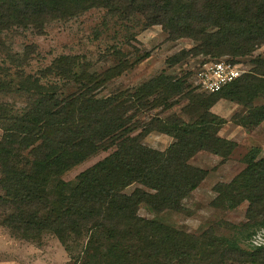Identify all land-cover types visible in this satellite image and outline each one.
<instances>
[{
    "label": "trees",
    "instance_id": "obj_1",
    "mask_svg": "<svg viewBox=\"0 0 264 264\" xmlns=\"http://www.w3.org/2000/svg\"><path fill=\"white\" fill-rule=\"evenodd\" d=\"M94 9L132 26L160 25L170 40H192L195 47L172 57L170 66L192 52L244 58L264 45V0H0V34L41 31ZM139 61L120 58L115 66L91 72L86 58L63 56L33 75L18 70L16 83L4 84H16L17 98L16 105L0 103L4 225L32 242L52 234L68 252L87 241L83 257H74L82 264H194L205 249L215 256L213 264H264L263 245L250 252L237 240L215 237L208 244L139 214L142 207L156 216L184 213V200L208 175L190 160L202 151L222 162L232 156L238 143L219 136L227 121L211 112L218 100L245 107L246 115L234 118L243 128L264 121V102L257 104L264 99V56L214 94L192 84L205 95L193 94L183 78L161 74L137 89L100 96ZM71 86L77 89L65 95ZM178 96L189 100L182 108L188 121L176 113L162 117L178 105ZM147 114L152 116L143 120ZM152 132L174 142L166 151L150 148L142 139ZM110 150L74 181L63 180L76 166ZM258 151L244 158L245 169L230 183L216 187L212 202L227 209L247 202L249 227L264 224V157ZM133 185L138 187L126 193Z\"/></svg>",
    "mask_w": 264,
    "mask_h": 264
},
{
    "label": "rangeland",
    "instance_id": "obj_2",
    "mask_svg": "<svg viewBox=\"0 0 264 264\" xmlns=\"http://www.w3.org/2000/svg\"><path fill=\"white\" fill-rule=\"evenodd\" d=\"M194 47L195 43L187 38L170 40L160 25L132 26L98 9L67 21L52 22L41 31L6 32L0 34V103L16 105V84L4 85L10 81L16 83V71L22 69L26 75H33L63 56L86 58L91 65V72H102L115 66L120 58L140 60L134 69L107 85L100 95L103 97L124 89H137L161 74L183 78L189 85L191 84L187 91L205 95L192 89L196 70L202 61H234L241 64L248 73L255 67L253 61L264 56L263 45L250 57L235 58L192 52L181 63L169 65L172 57L180 51H190ZM119 51L123 57L118 54ZM76 89L77 87L71 86L64 94L68 95ZM263 102L264 99H259L257 104ZM187 104L189 100L178 96V105L162 117L166 118L176 113L188 121L189 118L182 114V108ZM211 112L227 121L221 129V134L238 143L232 156L227 162H222L219 156L202 151L190 160L193 166L207 170L208 175L184 200L186 209L184 213L165 212L156 216L142 207L139 214L148 219L156 218L208 244L214 242L215 237L237 240L242 249L253 252L259 245L264 246V224L249 227L252 224L247 220L249 204L245 202L238 208L227 209L216 208L212 202L217 197L216 187L221 183H230L245 169L246 156L253 155L254 150L259 149L258 153L264 157V121L253 129L236 124L234 118L241 120L246 115L245 107L229 99L218 100L211 108ZM151 114L154 115L155 112ZM151 114L142 115L141 118L145 120L152 116ZM3 135L4 130L0 126V140ZM142 142L155 150L166 151L174 139L152 132L145 136ZM112 151L100 152L89 158L64 174L63 180L74 181L80 173L105 159ZM1 171L0 166V196L4 194ZM136 187L138 185L131 186L126 193H132ZM4 215L5 212L0 207V264H82V258L76 262L74 257H83V244L87 241L73 244L71 252H68L52 234H44L37 242L19 238L4 225ZM214 259L215 256L205 249L204 253H198L194 264H213ZM228 264L239 263L229 261Z\"/></svg>",
    "mask_w": 264,
    "mask_h": 264
},
{
    "label": "built area",
    "instance_id": "obj_3",
    "mask_svg": "<svg viewBox=\"0 0 264 264\" xmlns=\"http://www.w3.org/2000/svg\"><path fill=\"white\" fill-rule=\"evenodd\" d=\"M246 71L239 63L223 60H204L195 73V86L200 92L214 94L241 78Z\"/></svg>",
    "mask_w": 264,
    "mask_h": 264
},
{
    "label": "crops",
    "instance_id": "obj_4",
    "mask_svg": "<svg viewBox=\"0 0 264 264\" xmlns=\"http://www.w3.org/2000/svg\"><path fill=\"white\" fill-rule=\"evenodd\" d=\"M219 136L222 137V138L228 139V140H232V139H229L228 137H224V136L221 134V131H220V135H219Z\"/></svg>",
    "mask_w": 264,
    "mask_h": 264
}]
</instances>
